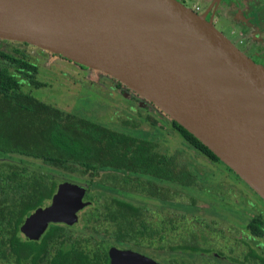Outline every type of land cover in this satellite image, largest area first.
Here are the masks:
<instances>
[{"label": "water", "instance_id": "95a60500", "mask_svg": "<svg viewBox=\"0 0 264 264\" xmlns=\"http://www.w3.org/2000/svg\"><path fill=\"white\" fill-rule=\"evenodd\" d=\"M178 0H0V38L110 75L194 135L264 199V66ZM85 187L63 181L20 226L38 240L78 221ZM110 264H161L111 246Z\"/></svg>", "mask_w": 264, "mask_h": 264}, {"label": "trees", "instance_id": "16d2710c", "mask_svg": "<svg viewBox=\"0 0 264 264\" xmlns=\"http://www.w3.org/2000/svg\"><path fill=\"white\" fill-rule=\"evenodd\" d=\"M0 56L23 74L30 87L46 85L36 78L34 63L10 53L2 52ZM120 122L134 128L139 126L129 118ZM172 125L191 146L211 160H219L177 122L172 121ZM159 148L151 139L114 130L35 97L22 89V83L7 66H0V153L29 157L47 167L89 178L86 190L89 204L80 210L76 222H82L80 230H73L76 224L51 223L38 240H27L20 226L35 209L49 204L59 181L46 171L13 160H0V264H110L108 249L114 242L175 253L168 258V264H191L176 253L209 252L208 236L203 231L181 233L174 243L165 227L168 224L170 229L175 228L171 217L163 219L162 226L144 218L145 207L92 188L97 182L145 197L199 205L196 199L143 177L204 187L188 169L183 151L167 154ZM179 217L184 218V214ZM107 223L111 226L104 228L105 234L101 235L96 226ZM263 225L260 216H254L248 223L255 233ZM99 235L114 242L97 238Z\"/></svg>", "mask_w": 264, "mask_h": 264}, {"label": "rangeland", "instance_id": "374dc122", "mask_svg": "<svg viewBox=\"0 0 264 264\" xmlns=\"http://www.w3.org/2000/svg\"><path fill=\"white\" fill-rule=\"evenodd\" d=\"M178 1L188 7L193 6L191 1ZM203 8L205 9L204 6ZM215 26L245 51L246 45H239L236 35L231 34L228 29L223 28L218 22L215 23ZM253 47V50L260 51L263 46L260 44L257 47V44H255ZM251 51L246 50L247 53L253 54ZM2 52L13 54L16 57H23L34 63L37 66L36 78L46 82V85L41 88L30 87L23 74L16 71L0 56V66H7L9 71L15 74L22 83L24 91L30 92L35 97L62 110L88 118L114 130L140 138L151 139L159 144L160 151L164 153L171 154L175 150L183 151L188 169L196 175L199 183L204 187L185 186L164 180L153 181L169 187L179 195L183 194L196 199L199 205H188L177 200L171 202L168 200L158 201V199L138 195L135 192L125 193L97 182L92 184L94 191L100 193L101 190H106L112 196L145 207L143 213L146 220L155 222L171 217L175 228L170 229L168 224H165V227L169 230L167 232L170 233V236H173L174 243L177 242L179 234L184 233L183 235H185L190 230L199 228L208 236L209 241L221 245L225 240L224 235L228 234L227 226H245L254 211L259 209L264 211V199L228 165L220 159L217 161L211 160L204 153L187 143L173 127L171 117L115 78L96 69L83 68L70 60L29 43L0 38V53ZM251 59L259 64L264 63L262 54L254 53ZM127 118L138 122L139 126L134 128L120 122V119ZM0 160H13L31 168L46 171L55 176L59 182L68 181L81 185L85 189L89 186V178L51 169L36 159L17 154L0 153ZM246 198L253 203V206L246 202ZM180 199L185 198L180 197ZM101 202H104L103 197ZM240 210L245 212L236 213ZM78 213H81V211ZM181 214H184V218L179 217ZM195 219H199V221ZM75 224L73 230L79 231L82 222ZM110 226L107 223L97 225L96 228L101 235H104L105 233L102 230L110 228ZM233 232L230 233L234 234ZM101 235L97 238H106L107 241L114 242ZM111 246L132 248L161 264H168L167 260L170 255H175L171 252L152 248L141 249L116 242ZM176 254L178 256L182 255L194 264L205 263L204 258L199 256L188 253Z\"/></svg>", "mask_w": 264, "mask_h": 264}, {"label": "flooded vegetation", "instance_id": "af4514ba", "mask_svg": "<svg viewBox=\"0 0 264 264\" xmlns=\"http://www.w3.org/2000/svg\"><path fill=\"white\" fill-rule=\"evenodd\" d=\"M249 2L264 6V0H249ZM240 3L241 5H243V0H209L207 3H203V5H199L200 11L198 13H205L207 10H209L207 14V19H212V23L215 25L216 19L220 15L222 10H224L225 8L227 10L233 9L234 6L236 5L239 6ZM203 6L205 7V9L203 8ZM237 42L239 45H242V46H245L246 44L243 37H241V39ZM233 43L235 44V42ZM239 49L243 51L241 48ZM243 52L246 55H248L250 58H252V55H254V53L253 54L247 53L246 49ZM260 64L264 66V63H260ZM112 170L116 171L115 169H111V171ZM145 178H149L152 181L153 180L161 181L160 179H155V178H151L148 176H146ZM157 184L162 185L159 183ZM86 190H87V187H86ZM119 191H122V190H119ZM122 192L128 193L126 191H122ZM83 200L87 201L86 193L83 197ZM246 200H247L246 202L250 203V205L253 206V203H251V201H249L247 198ZM158 201H161V200L158 199ZM242 211L241 210L236 211V213L245 212V211L243 212ZM253 213L254 214L251 215L250 219L247 221V224L245 226H239V225L227 226L228 234L224 235L225 240L221 245L219 243L216 244V243L209 241V238H208L207 247H209L210 251L206 253H191V255L204 258L205 260L204 264H264V225L259 228V233H255L254 231L251 230L250 227H248V223L250 222V220H252L254 216H260V218L264 220V211L259 209L258 211L256 210ZM158 222L161 223L162 226L164 225L163 220H158ZM196 229H197L196 230L197 232L199 231L201 232L199 228H196ZM232 231H234L233 232L234 234L230 233ZM128 249H132V248L128 247ZM191 264H194V263L191 262Z\"/></svg>", "mask_w": 264, "mask_h": 264}, {"label": "crops", "instance_id": "0c3cea01", "mask_svg": "<svg viewBox=\"0 0 264 264\" xmlns=\"http://www.w3.org/2000/svg\"><path fill=\"white\" fill-rule=\"evenodd\" d=\"M181 1L185 2L187 0ZM188 1H191L193 6H199L203 5V3H207L209 0H200V2H198V0ZM217 22L223 28L228 29L231 34L236 35L237 41L243 37L246 43L245 45L247 46L246 50H252L251 52L258 55L262 54L264 57V6L256 3L253 4L249 2V0H243V5L240 3L239 6L236 5L233 9L227 10L225 8L222 10L216 19V23ZM220 32L226 36L224 32ZM255 44H257V47L262 44V50H253Z\"/></svg>", "mask_w": 264, "mask_h": 264}, {"label": "built area", "instance_id": "2783aa9c", "mask_svg": "<svg viewBox=\"0 0 264 264\" xmlns=\"http://www.w3.org/2000/svg\"><path fill=\"white\" fill-rule=\"evenodd\" d=\"M192 9L197 13L200 11V7L197 5L193 6Z\"/></svg>", "mask_w": 264, "mask_h": 264}]
</instances>
